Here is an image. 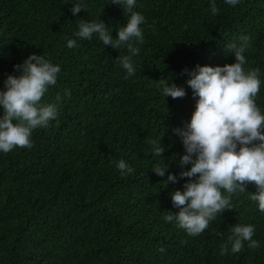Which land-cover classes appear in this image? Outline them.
Wrapping results in <instances>:
<instances>
[{
  "label": "trees",
  "instance_id": "trees-1",
  "mask_svg": "<svg viewBox=\"0 0 264 264\" xmlns=\"http://www.w3.org/2000/svg\"><path fill=\"white\" fill-rule=\"evenodd\" d=\"M75 2L0 0V87L33 52L62 69L42 98L57 104V119L33 131L31 148L0 152V264H264V212L250 199L254 182L232 194L231 209L197 236L164 219L179 211L171 193L187 179L166 181L183 170L177 162L183 145L173 130L196 106L184 70L234 63L226 45L249 35L246 68L261 69L255 100L264 110V0L235 7L216 0L217 15L211 0H137L145 40L131 77L116 59L126 48L105 46L95 35L67 47L81 19H101L118 35L127 23L122 5L87 0L77 16ZM162 78L187 95L164 97L157 87ZM152 138L164 143V156L147 152ZM120 159L134 173L121 176ZM164 163L168 173L159 176L152 168ZM236 223L254 224L261 247L245 242L239 253L229 246L221 255Z\"/></svg>",
  "mask_w": 264,
  "mask_h": 264
},
{
  "label": "clouds",
  "instance_id": "clouds-1",
  "mask_svg": "<svg viewBox=\"0 0 264 264\" xmlns=\"http://www.w3.org/2000/svg\"><path fill=\"white\" fill-rule=\"evenodd\" d=\"M123 7L127 17L126 25L119 27L118 35L103 20L81 19L74 38L68 39L67 47L78 45V40H90L97 36L105 46L115 49L126 48L128 54L116 59L126 70L127 76L136 74L134 57L144 43L143 28L146 17L136 11L137 0H112ZM232 7L241 0H224ZM87 9V0H76L71 12L77 15ZM216 0H211V12L219 13ZM252 47L251 36L241 35L238 40L226 45L229 54L235 56L234 63L224 65H199L185 69L190 76L187 84L196 100L191 119L173 131L183 145L178 158L179 173H168V165L154 166L159 176L167 174L168 183H178L187 178L183 189L171 193L174 207L179 211L164 217L168 223L186 230L189 235L203 233L209 223L225 209H231V196L237 192H247V185L254 182L257 191L250 199L257 202L258 209L264 212V110L256 103L261 87L260 67H247L246 52ZM61 66L51 58L35 52L22 62L14 65V72L6 75L0 87V152H9L15 147L33 146L32 133L35 129L48 127L56 120L59 112L56 103L42 102L50 86L57 84ZM157 81V80H156ZM164 97L182 98L187 95L184 87L167 79L157 81ZM67 95H71L70 90ZM62 100V97H57ZM148 153L164 156L166 146L157 138L148 141ZM190 165L189 167H186ZM120 175L127 177L135 169L125 159L116 162ZM224 190L227 195L222 193ZM254 224L236 223L227 241L221 244L220 254L239 253L245 242L251 249L261 247L254 239ZM161 252L165 248L159 249Z\"/></svg>",
  "mask_w": 264,
  "mask_h": 264
}]
</instances>
